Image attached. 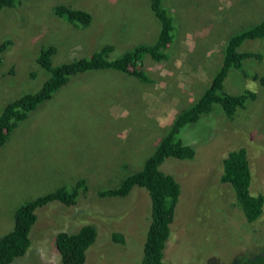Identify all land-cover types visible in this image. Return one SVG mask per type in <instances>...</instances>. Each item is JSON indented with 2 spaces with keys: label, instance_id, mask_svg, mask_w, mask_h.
<instances>
[{
  "label": "rangeland",
  "instance_id": "obj_1",
  "mask_svg": "<svg viewBox=\"0 0 264 264\" xmlns=\"http://www.w3.org/2000/svg\"><path fill=\"white\" fill-rule=\"evenodd\" d=\"M175 26L167 59L144 57L150 82L113 70L87 71L39 103L18 122L0 147V236L12 226L21 204L70 189L83 180L86 191L73 206L56 201L35 210L25 254L10 264H59L56 233L88 225L95 240L84 264H140L149 221V198L133 187L123 198H98L129 173L140 170L176 113L208 87L221 61L225 39L264 17V0H161ZM66 6L89 16L71 25L53 11ZM158 29L147 0H19L0 10V112L5 104L38 90L46 78L35 62L39 48L52 46L51 66L90 56L111 46L117 59L140 44H151ZM238 52L254 56L229 69L222 91L254 94L231 119L217 104L178 137L194 150L190 161L165 159L159 166L179 185V196L163 264H243L264 248V37L244 40ZM253 76L257 77L253 80ZM243 148L249 194L263 198L260 216L246 223L228 184L220 182L221 161ZM122 236V243L111 234ZM120 240V238L118 239Z\"/></svg>",
  "mask_w": 264,
  "mask_h": 264
},
{
  "label": "trees",
  "instance_id": "obj_2",
  "mask_svg": "<svg viewBox=\"0 0 264 264\" xmlns=\"http://www.w3.org/2000/svg\"><path fill=\"white\" fill-rule=\"evenodd\" d=\"M147 2L158 24L154 41L149 45H137L117 59H109L107 55L112 47L103 46L88 57L51 66L50 58L55 53V48L52 46L39 48L35 62L45 71L46 78L36 92L23 94L4 105L0 112V147L28 112L42 101L50 99L51 95L65 85L73 75L87 71L113 70L148 84L150 80L143 71L142 60L147 57L158 63L167 59L165 52L175 36V26L171 14L163 8L161 0H147ZM15 4H19V0H0V10ZM53 12L58 17H64L71 25L74 23L86 25L89 22L86 13L66 6H56ZM262 37H264V17L261 22L229 35L222 47L220 66L211 77L208 87L187 108L176 113L168 124L165 134L144 160L140 170L124 176L116 188L96 192L98 198H123L133 187L146 191L149 198V221L144 234L140 264H163V248L169 236V226L173 221L179 196V185L171 175L161 172L159 166L167 158L180 161L193 159V148L182 142L178 137L179 132L185 125L193 124L201 116L209 113L212 105L217 104L224 116L231 119L237 109L244 107L247 100L255 98L254 94L248 91L237 95L226 94L222 91V82L229 69H240L243 60L254 56L249 52L237 51L241 42ZM9 44L7 40L0 43V52ZM256 79L257 77L253 76V80ZM221 167L220 182L228 184L232 189L235 206L241 212L244 221L254 222L261 214L263 198L259 194L256 196L249 194L250 173L245 150L239 148L226 154L221 161ZM85 191L84 181L77 180L70 189L59 186L50 193L19 205L13 212L10 230L0 236V264H10L15 258L25 254L30 244L29 231L36 222L37 208L52 201L64 207L73 206L78 195ZM95 236L94 227L88 225L79 227L71 234L56 233L53 237V246L59 256V264H84L85 251L94 242ZM111 240L120 243L123 241L122 236L117 233L111 234ZM259 259L257 257L254 260Z\"/></svg>",
  "mask_w": 264,
  "mask_h": 264
},
{
  "label": "flooded vegetation",
  "instance_id": "obj_3",
  "mask_svg": "<svg viewBox=\"0 0 264 264\" xmlns=\"http://www.w3.org/2000/svg\"><path fill=\"white\" fill-rule=\"evenodd\" d=\"M257 255H253L251 257H247L244 259L243 264H264V248L260 251L257 252ZM259 257V260H254L255 258Z\"/></svg>",
  "mask_w": 264,
  "mask_h": 264
},
{
  "label": "crops",
  "instance_id": "obj_4",
  "mask_svg": "<svg viewBox=\"0 0 264 264\" xmlns=\"http://www.w3.org/2000/svg\"><path fill=\"white\" fill-rule=\"evenodd\" d=\"M86 252V251H85ZM85 260H86V254H85ZM84 263H85V261H84Z\"/></svg>",
  "mask_w": 264,
  "mask_h": 264
},
{
  "label": "clouds",
  "instance_id": "obj_5",
  "mask_svg": "<svg viewBox=\"0 0 264 264\" xmlns=\"http://www.w3.org/2000/svg\"><path fill=\"white\" fill-rule=\"evenodd\" d=\"M31 230V229H30ZM29 233H30V231H29ZM56 251V250H55ZM56 253H57V251H56ZM59 257V256H58Z\"/></svg>",
  "mask_w": 264,
  "mask_h": 264
}]
</instances>
